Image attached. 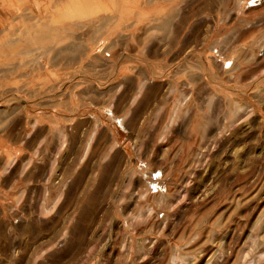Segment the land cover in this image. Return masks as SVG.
I'll return each mask as SVG.
<instances>
[{
	"label": "rangeland",
	"instance_id": "1",
	"mask_svg": "<svg viewBox=\"0 0 264 264\" xmlns=\"http://www.w3.org/2000/svg\"><path fill=\"white\" fill-rule=\"evenodd\" d=\"M0 264H264V0H0Z\"/></svg>",
	"mask_w": 264,
	"mask_h": 264
}]
</instances>
